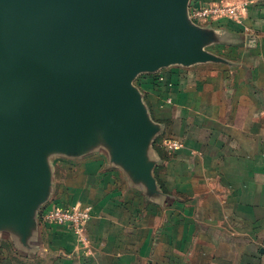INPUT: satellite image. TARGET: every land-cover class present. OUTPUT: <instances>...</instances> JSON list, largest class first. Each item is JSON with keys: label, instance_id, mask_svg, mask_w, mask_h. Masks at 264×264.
Returning <instances> with one entry per match:
<instances>
[{"label": "crops", "instance_id": "obj_1", "mask_svg": "<svg viewBox=\"0 0 264 264\" xmlns=\"http://www.w3.org/2000/svg\"><path fill=\"white\" fill-rule=\"evenodd\" d=\"M205 3L247 11L201 26L209 61L132 82L155 131L140 156L150 178L101 123L51 143L22 215L0 214V264H264V0L190 6ZM76 206L91 211L83 242L42 221Z\"/></svg>", "mask_w": 264, "mask_h": 264}, {"label": "water", "instance_id": "obj_2", "mask_svg": "<svg viewBox=\"0 0 264 264\" xmlns=\"http://www.w3.org/2000/svg\"><path fill=\"white\" fill-rule=\"evenodd\" d=\"M190 1L0 0V214L22 215L51 143L98 123L150 178L140 156L155 131L132 82L211 59Z\"/></svg>", "mask_w": 264, "mask_h": 264}, {"label": "built area", "instance_id": "obj_3", "mask_svg": "<svg viewBox=\"0 0 264 264\" xmlns=\"http://www.w3.org/2000/svg\"><path fill=\"white\" fill-rule=\"evenodd\" d=\"M246 4L205 3L190 6V19L199 26H205L222 18L239 21L246 13ZM182 146L179 140H166L165 147L176 150ZM91 219L90 208L69 207L55 208L43 213L42 221L46 224L61 225L69 228L80 241L84 240V230Z\"/></svg>", "mask_w": 264, "mask_h": 264}]
</instances>
